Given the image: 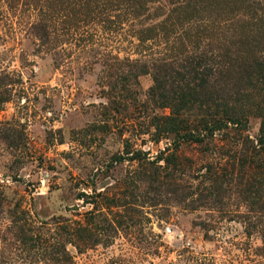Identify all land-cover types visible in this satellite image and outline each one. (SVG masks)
Here are the masks:
<instances>
[{
  "label": "rangeland",
  "instance_id": "obj_1",
  "mask_svg": "<svg viewBox=\"0 0 264 264\" xmlns=\"http://www.w3.org/2000/svg\"><path fill=\"white\" fill-rule=\"evenodd\" d=\"M257 65L264 0H0V264H264Z\"/></svg>",
  "mask_w": 264,
  "mask_h": 264
},
{
  "label": "trees",
  "instance_id": "obj_2",
  "mask_svg": "<svg viewBox=\"0 0 264 264\" xmlns=\"http://www.w3.org/2000/svg\"><path fill=\"white\" fill-rule=\"evenodd\" d=\"M257 70H258V75L255 80L258 82H264V65H257ZM203 71H205V65L203 66L200 65L199 63H195L194 67L187 70L186 75L182 76V80H183L182 82L184 83V88L180 89L179 91V95L177 96V103L173 106L172 113L170 115L162 117L161 121L157 123L160 129L166 132H173V133H177L180 130L186 129L187 122L184 119V116L180 117L181 116L180 113L181 110H184L185 112L188 111L187 106L189 103L187 98L191 100L193 99L194 95H192V91L196 92L204 87L206 81L204 82ZM262 102L264 103V98ZM228 108L229 110L232 109L230 106ZM206 127H207V123H204L202 128H206ZM188 135L192 136L190 132H188ZM258 143H259V149L254 150L253 154L259 155V153H262L264 155V119L261 121L260 124V135L258 137ZM260 164L263 165L260 168L261 176L258 182L259 181L264 182V163H261L260 161Z\"/></svg>",
  "mask_w": 264,
  "mask_h": 264
}]
</instances>
